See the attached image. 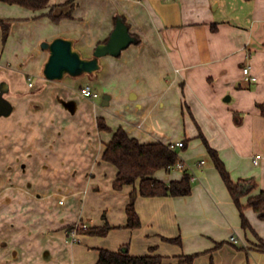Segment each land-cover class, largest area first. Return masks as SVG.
I'll return each instance as SVG.
<instances>
[{"label":"crops","instance_id":"crops-1","mask_svg":"<svg viewBox=\"0 0 264 264\" xmlns=\"http://www.w3.org/2000/svg\"><path fill=\"white\" fill-rule=\"evenodd\" d=\"M76 2L73 19L55 23L50 8L0 1V21L11 22L6 41L0 25V92L7 86L11 105L0 115V264H97L101 249L123 245L134 256L154 248L168 262L199 254L194 264H264V220L246 207L252 228H243L216 168L199 163L203 176L196 173L190 196L138 195L142 227L131 230L126 207L138 184L115 190L118 170L103 160L120 127L141 143L186 142L184 160L208 155L202 132L234 181L255 179L251 196L264 191V117L257 106L264 104V0ZM122 19L139 42L102 56L95 78H46L44 42L74 40L91 59ZM247 66L257 81L245 77ZM86 86L94 98L82 94ZM100 118L113 131H101ZM164 172L155 177L184 175ZM107 222L113 229L105 237L69 231ZM178 237L182 246L165 240Z\"/></svg>","mask_w":264,"mask_h":264},{"label":"trees","instance_id":"trees-1","mask_svg":"<svg viewBox=\"0 0 264 264\" xmlns=\"http://www.w3.org/2000/svg\"><path fill=\"white\" fill-rule=\"evenodd\" d=\"M0 1L10 5H19L34 11H41L50 8L47 16L55 23H61L63 20L73 19L74 11L78 5L76 0H69L63 4L52 6V0ZM121 22L126 25L124 19H122ZM0 25L3 30L4 41H6L11 30V22L0 21ZM215 28L216 27L214 26L213 29ZM133 38L135 39V42H139L135 36H133ZM108 42L109 40L99 44V46L105 45ZM257 106L261 115L264 117V104L260 103ZM99 129L101 131H113L102 118L99 119ZM199 138H201L205 144L208 156L219 172L235 205L241 213L243 228L251 229L252 227L245 215V208H252L259 214L260 218L264 220V191L251 196L258 187L256 180L240 179L234 181L225 163L220 158L218 151L210 145L202 132H200ZM184 143L185 147L183 149L187 147L186 142ZM103 160L114 165L118 170L117 179L113 183L115 190L120 191L125 186H136L138 184V188L134 189L126 207V227L131 230H137L142 227L141 217L136 208L138 195L145 198H155L184 197L192 194L193 175L189 171H184L181 180L170 182L155 177V174L159 171L171 173V171L182 161L179 152L170 149L168 144L141 143L138 139L131 137L124 128L120 127L114 132L112 141L107 145L103 154ZM246 197H249L248 204L247 206H244L242 201ZM74 229L75 226L69 227L71 233H73ZM112 229L113 227L107 222L102 227L78 229V234L105 237ZM165 240L175 245H183L181 237ZM198 255L199 254L180 256L176 257V262H168V258L157 254L154 248L149 255L134 256L130 253V246L123 245L118 251L101 249L97 264H194Z\"/></svg>","mask_w":264,"mask_h":264},{"label":"water","instance_id":"water-1","mask_svg":"<svg viewBox=\"0 0 264 264\" xmlns=\"http://www.w3.org/2000/svg\"><path fill=\"white\" fill-rule=\"evenodd\" d=\"M134 42L135 39L128 27L121 21L117 23L109 42L100 45L91 59L82 56L81 52L75 48L74 40L59 37L52 42H44L42 48L50 52L45 66V76L53 81L62 80L67 75L78 77L84 74L95 78L96 72L101 69L100 58L102 56H118ZM6 89L7 86H1L0 115H8L11 110V105L4 96Z\"/></svg>","mask_w":264,"mask_h":264},{"label":"built area","instance_id":"built-area-1","mask_svg":"<svg viewBox=\"0 0 264 264\" xmlns=\"http://www.w3.org/2000/svg\"><path fill=\"white\" fill-rule=\"evenodd\" d=\"M244 75H245V77L248 79V80H251V81H257V77H255V76H253V74H252V67L251 66H247V67H245L244 68ZM32 85V84H31ZM82 94L85 96V97H88V98H94L95 96H96V94L93 92V90H92V88H91V86H86V87H84L83 89H82ZM168 146L170 147V149H172V150H178V149H183L184 147H185V143H184V141H178V142H171V143H169L168 144ZM259 157L257 158V160L255 161L257 164H258V162H259ZM205 162L204 161H202L201 163H200V165H202V164H204ZM192 167L189 165L188 167H187V165L185 164V161H181V163H179L175 168H174V170L175 169H184V170H186V171H191L190 169H191ZM190 173H192V172H190ZM197 177H196V175L195 174H193V180H195ZM88 228V226L86 225V224H81V225H77V226H75V229H74V231H73V236L74 237H77V235H78V229H87ZM231 241H233V242H237V238L235 237V236H233L232 238H231Z\"/></svg>","mask_w":264,"mask_h":264},{"label":"rangeland","instance_id":"rangeland-1","mask_svg":"<svg viewBox=\"0 0 264 264\" xmlns=\"http://www.w3.org/2000/svg\"><path fill=\"white\" fill-rule=\"evenodd\" d=\"M91 84L93 85L92 87H93V89L96 91H98V96L96 97V99L98 100V101H100L101 100V96L103 95V92L101 91V89L99 88V86H98V83H97V81L96 80H94V81H91ZM201 141H198V143H196V144H198L199 146L201 145ZM192 149H194V152L196 153V148H197V145H191L190 146ZM179 151V155H180V158H181V160H183V161H185V164L187 165V167L190 165L192 168L190 169L191 171L190 172H192V174L194 173L195 175H196V170L197 169H199V163L203 160L204 162H206L207 164H206V166L205 167H213V168H215L214 167V164H213V162H212V160L210 159V157H208V155L207 154H199V155H195V156H193V157H191V159H188V160H184L185 158H184V156H183V154H184V152H182L183 151V149H178ZM181 151V152H180ZM185 170L184 169H176V170H174L173 172H171V175L172 176H174V175H176V174H178L179 176H181V174L184 172ZM169 175H170V173H169ZM197 175L198 176H200V175H202L203 176V174L202 173H197ZM196 175V176H197ZM162 176L165 178L166 177V173L164 172L163 174H162ZM201 177V176H200ZM194 185V184H193ZM192 255H196V254H192Z\"/></svg>","mask_w":264,"mask_h":264}]
</instances>
